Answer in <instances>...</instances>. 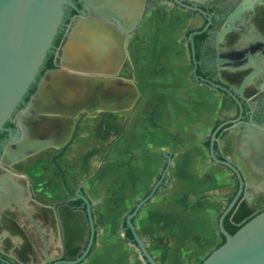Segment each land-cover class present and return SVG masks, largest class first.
Returning <instances> with one entry per match:
<instances>
[{
	"label": "water",
	"instance_id": "obj_1",
	"mask_svg": "<svg viewBox=\"0 0 264 264\" xmlns=\"http://www.w3.org/2000/svg\"><path fill=\"white\" fill-rule=\"evenodd\" d=\"M211 16L0 0V264H264V208L217 153L239 105L199 76Z\"/></svg>",
	"mask_w": 264,
	"mask_h": 264
},
{
	"label": "flooded vegetation",
	"instance_id": "obj_2",
	"mask_svg": "<svg viewBox=\"0 0 264 264\" xmlns=\"http://www.w3.org/2000/svg\"><path fill=\"white\" fill-rule=\"evenodd\" d=\"M170 3L188 13L212 12L207 40L200 44L199 76L224 88L226 97L234 98L239 105L242 126L218 136L217 153L218 157L236 155L235 162L246 179L243 188L248 193H242L243 200L251 211L249 216L255 215L264 208V133L258 130L264 124V0ZM225 25L231 28L220 37ZM218 60L223 61L220 66ZM230 60L233 66L228 64Z\"/></svg>",
	"mask_w": 264,
	"mask_h": 264
},
{
	"label": "crops",
	"instance_id": "obj_3",
	"mask_svg": "<svg viewBox=\"0 0 264 264\" xmlns=\"http://www.w3.org/2000/svg\"><path fill=\"white\" fill-rule=\"evenodd\" d=\"M231 157L233 158V160L238 161V160H237V157H236L235 154H231ZM223 167H224V166H223ZM225 168H226V167H225Z\"/></svg>",
	"mask_w": 264,
	"mask_h": 264
},
{
	"label": "trees",
	"instance_id": "obj_4",
	"mask_svg": "<svg viewBox=\"0 0 264 264\" xmlns=\"http://www.w3.org/2000/svg\"><path fill=\"white\" fill-rule=\"evenodd\" d=\"M246 210H247V214L249 215L251 211L247 207H246ZM251 216H254V215H251Z\"/></svg>",
	"mask_w": 264,
	"mask_h": 264
}]
</instances>
